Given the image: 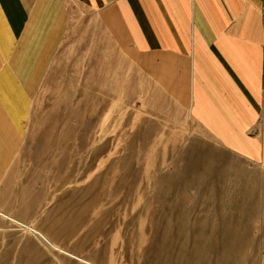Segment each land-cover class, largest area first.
Instances as JSON below:
<instances>
[{
  "label": "rangeland",
  "instance_id": "1",
  "mask_svg": "<svg viewBox=\"0 0 264 264\" xmlns=\"http://www.w3.org/2000/svg\"><path fill=\"white\" fill-rule=\"evenodd\" d=\"M82 34L32 97L0 264H264V169Z\"/></svg>",
  "mask_w": 264,
  "mask_h": 264
},
{
  "label": "crops",
  "instance_id": "2",
  "mask_svg": "<svg viewBox=\"0 0 264 264\" xmlns=\"http://www.w3.org/2000/svg\"><path fill=\"white\" fill-rule=\"evenodd\" d=\"M72 32L117 48L222 148L264 169V0H0V208L32 97Z\"/></svg>",
  "mask_w": 264,
  "mask_h": 264
},
{
  "label": "bare ground",
  "instance_id": "3",
  "mask_svg": "<svg viewBox=\"0 0 264 264\" xmlns=\"http://www.w3.org/2000/svg\"><path fill=\"white\" fill-rule=\"evenodd\" d=\"M207 250V249H206Z\"/></svg>",
  "mask_w": 264,
  "mask_h": 264
}]
</instances>
